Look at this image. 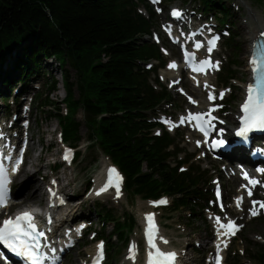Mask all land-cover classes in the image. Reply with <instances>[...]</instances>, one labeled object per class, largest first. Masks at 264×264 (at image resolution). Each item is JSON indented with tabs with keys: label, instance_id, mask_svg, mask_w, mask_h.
I'll return each instance as SVG.
<instances>
[{
	"label": "trees",
	"instance_id": "1",
	"mask_svg": "<svg viewBox=\"0 0 264 264\" xmlns=\"http://www.w3.org/2000/svg\"><path fill=\"white\" fill-rule=\"evenodd\" d=\"M199 2L203 15L216 8L217 23H229L232 12L227 0ZM142 7L147 15L140 11ZM154 13L147 0H0V98L3 102L11 96L18 99L32 89L31 82L41 80L40 72H45L49 60L59 62L67 112L62 102L39 98L37 93L33 102L39 99L40 107L47 106L59 119L63 139L77 146L83 138V122L76 117L82 109L88 146L100 149L122 169L128 194L144 199L169 195L174 197L173 208L191 205L194 210V204L203 207L208 199L198 194L203 190L204 171L193 163L181 170L190 158L176 160L180 151L176 137L165 130L153 134V128L160 126L153 115L172 97L157 76L158 67L147 66L151 60L160 66L167 63L162 47L144 40L153 34ZM234 42L232 34L227 46ZM235 66L229 61L222 70L223 84L235 79ZM153 74L159 88L152 82ZM47 80L52 93L59 81L52 73ZM80 157L78 151L76 158ZM98 206L102 226L91 230L110 242L109 249H114L110 241L114 235L126 243L136 218L129 215L121 221L113 209ZM107 222L113 224L108 235Z\"/></svg>",
	"mask_w": 264,
	"mask_h": 264
},
{
	"label": "rangeland",
	"instance_id": "2",
	"mask_svg": "<svg viewBox=\"0 0 264 264\" xmlns=\"http://www.w3.org/2000/svg\"><path fill=\"white\" fill-rule=\"evenodd\" d=\"M227 4L231 7L232 12L231 17L228 19L229 23L227 25H219L217 23L218 14L216 8L208 11V15H202L200 11L202 7L199 0H177L173 3H165L162 1L156 5H151L149 3L155 11L154 16L156 23L153 29V35L144 36V40H151L162 46L164 58L167 60L166 66L173 60L181 62L180 47L171 43L162 27L171 20L173 8L180 9L188 16H191L195 21L197 19L203 20L209 27L217 28V25L222 26L223 30L226 31L227 29L230 31V35L233 34L235 36V42L230 47L227 46L230 35L224 33L220 46L216 48L217 54L215 56L220 61L222 69L220 71L215 70V73L210 74V80L215 88V95L219 96V91L222 89L226 91V95H224L222 99L218 117L221 126L225 125L226 121H230L227 119V115L230 111L237 112L240 98L242 94H244L241 82L249 77V70L247 69L249 68L250 53L246 52L244 48V37L241 25L245 24L247 30H252L256 25L253 16L264 18V0H227ZM141 11L146 14L144 8H141ZM191 17L187 19V23L189 24V18ZM185 30H187V28ZM229 61H234L236 63V66L233 68L236 77L229 83L223 84V82H221L220 73L223 69L227 68ZM157 63L158 62L154 60L151 62V65L159 67ZM165 67L159 68L157 76L161 83L167 86L172 97L171 102L165 103L157 111L158 120L165 119L170 122H175L176 124H174L176 127L173 131L169 128V124H163L165 130L168 131L171 136L176 137L178 148L180 149L176 160L190 158V161L182 164L183 168L188 169L191 163L195 166L199 164L205 174L204 182H202L200 186L203 190L198 194L200 196L203 195V197L206 196L208 199L205 202L203 201V207L199 203L194 204V210L191 209V205L183 206L178 209L173 208L172 204L174 197L167 195H165V197L168 198V203L163 207H159L157 203H153L156 202L155 200H144L139 195L131 196L126 191H124L125 194L120 199L114 198L113 194H104L99 197H93L92 194L90 195V191L95 186L94 179L97 174L102 169L105 171L103 159L106 158L107 163L113 162L97 147L88 146V129L84 124L85 113L82 109L76 112L77 119L83 122L80 129L83 138L76 146V149L81 153V157L74 159L72 164L58 162L59 166L56 168L53 167L56 158H59L63 151V147L60 143V121L57 117L50 114V109L47 108V106L44 108L40 107L39 99L38 101L31 102L29 109L28 101L32 95L37 93L39 98L58 100L62 102V106L65 107L63 101L65 91L59 62L48 61V67L45 68V72L43 70L40 72L41 80L30 83L32 89L25 99L21 97L18 102L12 103V97H10L7 102H3L0 98V112L2 113V117H12L15 105L16 108L17 106L18 108L23 106L27 107V109L24 108V112L28 113L30 117L28 131L32 137L28 149V154L31 158L30 161L28 158V163H26L25 166V169L29 173L27 176H23L22 172H20L16 177L14 181L13 198L19 202L15 203L10 209L13 210L16 206L33 205L31 198L25 197V192H27L35 182L43 183L42 206H46L44 196L47 195L48 187L50 186V179L48 176H50L51 168L55 176H59L62 179L61 182L63 185H66L65 190L61 192L62 196H67L69 199L68 201L71 202V206L61 205L58 209L57 216L64 217V222L66 224L69 223L73 225L82 217H87L89 219L86 222L87 227L79 231L77 238H74L72 241L73 244L62 257L61 264L89 263L94 258L97 243L94 233L89 234V231L90 229L100 230L102 226V221L98 216V210L100 209L98 206L99 203L100 205L103 204L107 208L113 209L115 215L117 217L119 216V219L123 218V216L128 217L132 215L137 218L138 221L134 230L129 233V240L127 243H123L118 240L116 236H112L111 240L114 249H109L110 242L106 244V264H143L146 248L143 241V227L139 223V220L140 217L149 211L157 212L162 225V234L166 236L164 241L167 242V247L177 250L178 253L179 251L184 253V260H188L190 264H211L213 260V244L215 241V220L217 217H219L220 220L226 218L235 220L242 226L237 235L229 241V246L226 249V264H229L230 261H236L237 264H264V207L258 205L261 211L257 216L249 213V208L253 205V201L264 202V180L260 186L256 187V197H253L254 200L243 202L246 206L244 211L241 212L239 207L234 206L237 196L231 185L237 180L236 178L233 180L228 177L231 169H227L225 165L219 164L207 151H203V149L199 147L193 149V146H197L195 144L197 139L195 138L198 137L192 136L189 128L177 126L180 124L179 117L183 114L185 115L189 108H193L187 96L192 95L197 97V94L190 89V81L185 77L184 73H182L185 82L184 88H182L183 85L172 86L169 80L164 78L161 74V71ZM71 70L76 78L75 69L72 67ZM51 73L59 81L54 93H50L47 89V76H50ZM155 76L156 75L153 74L152 82L159 88L154 82ZM203 95L207 96L208 93L203 92ZM25 130L26 129L22 128L21 133L23 134ZM153 131L157 132V134L163 132L161 128H155ZM170 161L173 164L176 162L175 159H171ZM38 168L39 172L35 174L34 171ZM218 179H222L226 191L228 204L225 210L216 209L213 203L214 198L210 196V190H213L214 184ZM67 182H70V185H68ZM255 206H257V204ZM105 227L106 234L108 235V233L113 230V224L107 222ZM66 228L71 230L73 226L69 227V225H67ZM131 242L134 243V247L137 245L139 248V255L133 260L129 258L132 257V253H134L132 252L134 248L130 247ZM258 258L263 259V261L258 260Z\"/></svg>",
	"mask_w": 264,
	"mask_h": 264
},
{
	"label": "snow or ice",
	"instance_id": "3",
	"mask_svg": "<svg viewBox=\"0 0 264 264\" xmlns=\"http://www.w3.org/2000/svg\"><path fill=\"white\" fill-rule=\"evenodd\" d=\"M173 15L179 16L180 12L178 10H174ZM198 48L201 46L199 44L196 45ZM215 47V41H211L209 43L208 52H211ZM253 65V73L255 76V83L249 84L247 88V98L243 103L242 108L244 112L243 117V127L239 129V135H244L248 133L252 129H264V55H260L257 53H253V57L250 61ZM219 62H213L210 59H205L200 61L199 67H195L194 71H203L205 66L208 67H218ZM170 66H175L174 63ZM207 86V85H206ZM223 97V93L220 94V98ZM208 99L214 100V95H209ZM214 109H210L209 112L206 113H189L188 116L183 117L181 119V123L185 120H195L197 121V126L199 130L204 133L205 136L208 135V129L211 127L210 121L214 119L211 117L210 113ZM199 143V142H198ZM214 144H223L224 141H214ZM67 155L65 159H67ZM20 159L16 160L15 166L13 167V171H17L20 164ZM245 178L249 179V183L255 185L258 181L254 179L248 178L245 173ZM122 178L119 177V174L116 172V169L110 168L108 170V181L107 183L99 190L97 194L100 192L106 191L109 187L115 186L117 191V196L120 195L119 183ZM8 178L6 174V170L0 167V207L6 206L7 198H8V189H7ZM249 195H251V190L249 189ZM243 197L237 198V205L242 202ZM153 203H166V200H161L159 202ZM259 204L260 207H264V202H256L253 201V205ZM252 215H256L255 210H251ZM217 222L219 223L220 218L217 217ZM146 220L148 222L147 234L149 238V242L155 248V241L153 233L157 231L154 225V214H147ZM220 227L225 229V233H221L222 235L230 234L235 235L236 231L239 230V225H236L234 221L229 220L227 224H220ZM230 230V231H227ZM45 234L42 231L37 230V225L34 222V216L31 212L25 211L21 212L15 218L9 217L5 219L0 226V244L6 246L16 255L24 258L28 264H40L43 259L42 254L40 253V243L39 237H43ZM226 246V244H225ZM101 250L100 255H102L103 244L98 246ZM219 245L217 248L219 249ZM156 257L153 258L151 255L149 257V264H162V261L159 257H164V260L167 264H171L175 259V253H162L159 249H156ZM99 259V256H98ZM216 264H220V257L217 255Z\"/></svg>",
	"mask_w": 264,
	"mask_h": 264
},
{
	"label": "bare ground",
	"instance_id": "4",
	"mask_svg": "<svg viewBox=\"0 0 264 264\" xmlns=\"http://www.w3.org/2000/svg\"><path fill=\"white\" fill-rule=\"evenodd\" d=\"M175 9H177V8H175ZM251 15H253V14H251ZM253 18H254V20L256 22V25L254 26V29L247 30L246 29L247 27H246L245 24L241 25V28H242L241 30L243 32V37H244V43H243L244 44V48H245L246 52H249V53L251 51L250 50L251 46L253 47V45H254V41L256 39H258L259 37H264V18H258V17H254V16H253ZM249 46H250V49H249ZM216 54H217L216 50H213V53L211 55H215L216 56ZM250 56H251V54H250ZM104 59H105V57H104ZM215 62H217V61H215ZM173 63H174L175 66L174 67L170 66ZM247 70H249V68ZM182 71H183V65L181 63H178L177 61H171L161 71V74H162V76L164 78H167L169 80V82H170V84L172 86H176V85L182 86L183 85L182 88H184L185 82L183 80ZM248 72H249V77L245 81L241 82L242 85H243V89L242 90L244 91V94L246 92L245 88L248 87L250 81L252 80L251 70L248 71ZM212 73H215V70H210V71H208L207 74L202 76V78H200V81H201L200 85H196L194 83V81H190V84H189L190 85V89L194 93L197 94V97L195 99L199 102L198 107L197 108L193 107V108L190 109V111H194V110H196V111L197 110L205 111V110L208 109L210 104H214L215 103L213 100L210 101L208 99L209 95H214L215 96V88H214V86H213V84H212V82L210 80V74H212ZM203 92H207L208 95L204 96ZM244 94H242V97L240 98V102H241V100H243V95ZM1 114L2 113L0 112V115ZM227 119H229L230 121L229 122L226 121L225 127H226L227 132H229L231 127L235 126V124H236L237 112L235 113L233 111H230L229 114L227 115ZM168 124H169V128L172 131L175 130V127H176L175 126L176 125L175 122L168 121ZM229 124H231V125H229ZM195 139H199V138H195ZM197 147L198 146H193V149H195ZM28 158H29V161H30L31 156L29 154H27L26 163H28ZM103 162L105 164V173H106V170L108 168L107 166H108L109 163H107V159L106 158L103 159ZM25 166H26V164L23 165L22 170H21L23 176H27L28 173H29L25 169ZM34 172H35V174L38 173L39 172V168L36 169ZM230 178L234 180V178H236V176L231 175ZM105 179H106V175H105V178H104L103 169H102L97 174V176L95 178V182L96 183H95V186H94L93 190L90 192V195L92 194L93 197H98V196L103 195L104 193H106V191L109 190V188H108L106 191L100 192V194H97L99 192V190L106 184ZM252 179H254V178H252ZM54 183H52L48 187V188H50V189H48L50 200H48L49 205L46 204V206H45V207H47V210H46V208L44 206L42 207V200H43V183L42 182L33 183L31 185V187L27 190V192H25V197L26 198H31V202L33 203V205H29V207H30L29 210L31 212H34L37 215V217H42L43 215H46V213H48V214H52V213L56 214V208H58V209L60 208L59 206H56V204L62 198L61 197V192H60V190L57 189V187L54 185ZM249 186L251 188L250 189L251 190V195H249V192H247L246 189L243 190L242 188H240L238 190V192H237L236 200L239 197H243L244 201L253 200V197L256 196V186H254L252 184L249 185ZM259 202H261V201H259ZM70 203L71 202L68 201L66 205L71 206ZM258 205L259 204H257V207L251 206L250 209H249V213L252 214L251 210H253V209L255 210V212L260 213L261 209L258 207ZM234 206L239 207L241 212L246 209L245 203L239 204V206L236 203ZM71 211H73V210H71ZM149 212H147V213H145L143 215L144 223H145L146 215ZM57 213H58V210H57ZM229 220L230 219H223V220H220L219 223L216 222V226H215L216 238H215V241H214V245L215 246L220 245L223 242H227L228 243V240H229L228 234H226V235H222L221 234V233H225L226 230H223V229L220 228V223H222V222L228 223ZM64 221H65V219L63 217L60 226L64 223ZM231 221L235 222V220H231ZM55 222L57 223L56 219H55ZM78 234H79V227H74L73 229H71L69 231H66V232L65 231H61V234L59 236H57L56 238H57V241L60 239L62 242L67 244L71 240H74V238H77ZM134 251H135L134 257H132L130 260L135 259L136 256L139 255L138 246H136V249ZM184 255H185L184 253L179 251L178 257H180V262L178 264H190V262L188 260H184ZM127 260H128V258H127Z\"/></svg>",
	"mask_w": 264,
	"mask_h": 264
}]
</instances>
